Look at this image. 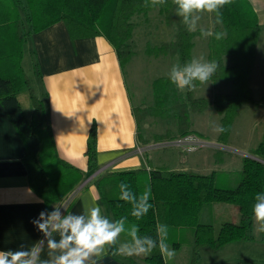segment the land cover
Returning a JSON list of instances; mask_svg holds the SVG:
<instances>
[{"label": "trees", "instance_id": "obj_1", "mask_svg": "<svg viewBox=\"0 0 264 264\" xmlns=\"http://www.w3.org/2000/svg\"><path fill=\"white\" fill-rule=\"evenodd\" d=\"M154 10L164 16L168 25H175L176 34L172 40L147 45L146 54L178 55L180 64L190 61L200 31L187 30L172 0L156 7L151 6L150 0H0V102L25 143L23 161L29 184L45 201L48 212L101 169L97 160V130L93 126L90 131L85 169L59 155L46 102L34 92L22 65L23 43L34 32L63 20L72 38L105 35L114 45L121 66L125 67L134 55L130 41L135 26L133 17ZM221 13L223 25H215L212 30H226L227 36L221 40L208 37V59L219 64L210 82L227 80L231 91L198 97L193 94L194 90H187V99L182 100L168 75L155 78L152 83L154 102L134 106L141 139V122L149 116L177 120V133L167 130L153 135L155 143L169 142L194 133L193 112L214 108L221 114V126L226 129L219 133L217 141L228 144L240 107L256 102L250 79L264 25L249 0H232ZM25 91L32 106L31 117L27 116L19 98ZM149 142V139L141 141L142 144ZM214 154L216 162L221 163L223 151L218 148ZM93 179L111 220L127 217L129 224L138 225L140 235L153 238L157 236L158 225H167V243L179 249L188 241L189 264H200L202 248L217 252L230 242L254 238L252 205L255 194L264 192V139L243 157L241 169L233 173L215 169L203 174L168 165L148 167L144 164L138 169L104 170ZM121 182L128 183L137 194L151 188L149 203L152 207L142 219L132 217L131 205L119 199ZM227 205L237 206L239 222L222 216L219 223L216 217L208 222L202 220L206 207L216 206L226 212ZM69 207L70 204L67 209ZM120 239L124 241L127 236L122 234ZM117 256L125 261L135 260ZM144 258L148 264H172L158 248Z\"/></svg>", "mask_w": 264, "mask_h": 264}, {"label": "crops", "instance_id": "obj_2", "mask_svg": "<svg viewBox=\"0 0 264 264\" xmlns=\"http://www.w3.org/2000/svg\"><path fill=\"white\" fill-rule=\"evenodd\" d=\"M249 1L264 25V0ZM175 34L176 29L170 38L162 40H172ZM28 40L30 66L41 89V94L36 91V95L46 102L56 148L65 161L79 168L87 167L88 138L91 128L95 126L97 160L104 170L117 172L138 169L144 164L151 167L150 163L153 164L155 158L159 160L155 166L168 165L174 169L202 173V170L196 169L201 163H208L207 156L201 159V163L196 160L191 162V157L185 156L186 151L176 141L141 143L134 114L136 104L129 87L126 67L121 66L114 45L105 35L72 38L66 23L60 20L34 32ZM177 56H166V60L180 63ZM152 58L136 59L134 55L128 66L134 71L133 67L139 63L158 65L154 59H164ZM141 99L145 101L144 97ZM194 132L200 135L196 129ZM210 143V146L223 152L229 150L227 144L218 141ZM168 146L178 148L168 151L171 157L164 158L159 150ZM25 154V143L0 102V251L20 250L21 245L29 248L44 239L43 233L32 221L38 218L41 211L48 209L45 201L29 184L28 170L23 161ZM235 154H241L242 159L248 155L245 151ZM222 163H225L224 156ZM94 176L70 193L68 211L81 212L83 205L93 203L92 198L95 197V203L108 217ZM65 203L64 200L56 205ZM180 249H174L175 253ZM200 256V264H264V234H254L251 240L230 242L217 252L202 248ZM129 262L109 254L99 264Z\"/></svg>", "mask_w": 264, "mask_h": 264}, {"label": "clouds", "instance_id": "obj_3", "mask_svg": "<svg viewBox=\"0 0 264 264\" xmlns=\"http://www.w3.org/2000/svg\"><path fill=\"white\" fill-rule=\"evenodd\" d=\"M166 2L150 0L152 7ZM172 3L189 32L194 33L199 29L204 38H226V30L214 32L211 28L205 29L200 21L204 14H214L213 26H222L221 9L231 4L232 0H172ZM218 68L217 61L206 60L201 55L184 64H173L167 75L177 89L192 91L197 83L208 85ZM214 131L222 133L226 129L215 126ZM150 197V187L137 194L128 183L121 182L119 185V199L131 205L130 215L136 220L147 215L152 207ZM95 199L92 198L93 203L84 204L79 213L68 211L65 205H54L51 212L41 211L32 223L43 233L44 239L29 248L21 245L20 250L0 251V264H99L109 254L126 258L140 257L151 254L157 248L166 259L174 258L175 250L167 243V225L157 226L156 238L142 236L138 225L129 224L127 217L109 219ZM252 214L255 230L264 233V192L255 194ZM122 234L127 236L124 241L120 239Z\"/></svg>", "mask_w": 264, "mask_h": 264}, {"label": "rangeland", "instance_id": "obj_4", "mask_svg": "<svg viewBox=\"0 0 264 264\" xmlns=\"http://www.w3.org/2000/svg\"><path fill=\"white\" fill-rule=\"evenodd\" d=\"M133 21L135 26L130 41L134 49V55L136 59L145 57H150V59H153L152 57L154 56L146 54V46L149 44L153 45L156 43H161L162 41H166L162 40V38H170L171 33L174 31V29H176L175 25L170 26L165 22L164 16L161 15L158 10L151 11L146 15H136L133 17ZM214 21L215 18L213 15L204 14L202 20L200 21V25L205 29H212L214 27ZM153 38H155V41H153ZM29 47L30 44L27 37L23 43L24 57L22 65L31 81V84L33 83L32 87L34 92L36 93L37 91L38 94H41L39 80L30 66ZM207 54L208 38H204L200 34L195 38L193 57H199L202 55L206 60H208ZM160 58L164 59H154L158 65H153V63H139L133 67L134 71H132V69H130L128 66L130 61L125 66L129 87L137 107L143 106V104L149 105L154 102V93L152 87L154 79L159 76H163V74L167 75L171 66L174 64L173 60H166V56H160ZM250 84L253 87L256 102H247L240 107L229 136V143L227 144V146H229V150L223 152L225 163L216 162L214 153L218 148L214 146L201 147L194 151L185 152V156L191 157V162H193V160L200 162L204 156L208 157V163L200 162L202 165L200 164L198 167L199 169L194 167V170H202V173L211 172L212 169H218L224 171V173L236 172L241 168L240 159H242V156L241 154L235 153L237 151L238 153L245 151L249 155L250 152L264 139V28L258 43L257 55L251 74ZM219 91H231L230 84L227 80L210 82L208 85L199 84L196 86L193 94L198 97H212L215 92ZM178 92L182 100L187 99V89L184 91L178 89ZM141 97H144L145 101L141 99ZM19 98L27 116L31 117L32 106L28 92H22L19 95ZM204 111H206V114H202ZM191 121L193 128L200 132V135L197 132H194V134H198L199 137L201 136L207 141L217 143V136L219 133L214 131V127L221 126V114L217 110L214 108H208L203 111L193 112L191 114ZM141 123L140 132L142 133L144 140H150L149 143H155L153 135L156 133H165L167 130L177 133V120L173 117L161 118L149 116ZM177 148L178 147L175 146H168L159 150V154L164 158H167L168 156L171 157L172 154L168 151H173ZM152 162L153 164L150 163V165L155 166L159 160L154 158ZM221 216L236 222H239L240 220L238 208L235 205H227L226 212L222 211V209L217 208L216 206H208L205 208L202 220L208 222L213 220V217H216L218 221L217 223H219ZM254 223L255 222H253V233L256 236H262L264 233L257 232L255 230ZM188 243V241L184 242V245L181 247L179 252L175 254L174 258L168 259V261L172 264H189L188 254L190 253V246ZM168 245L172 249L171 245ZM144 257L145 256L134 257L135 260L132 262L137 264H148L144 260Z\"/></svg>", "mask_w": 264, "mask_h": 264}, {"label": "built area", "instance_id": "obj_5", "mask_svg": "<svg viewBox=\"0 0 264 264\" xmlns=\"http://www.w3.org/2000/svg\"><path fill=\"white\" fill-rule=\"evenodd\" d=\"M173 141H176V143L185 151H194V150H197L198 148L212 145L210 141H207L194 133L186 135L182 138H179ZM65 201L66 203L64 205L67 206L69 202L71 201L70 197H68Z\"/></svg>", "mask_w": 264, "mask_h": 264}, {"label": "water", "instance_id": "obj_6", "mask_svg": "<svg viewBox=\"0 0 264 264\" xmlns=\"http://www.w3.org/2000/svg\"><path fill=\"white\" fill-rule=\"evenodd\" d=\"M104 169H99L94 175L98 174L99 172L103 171Z\"/></svg>", "mask_w": 264, "mask_h": 264}]
</instances>
